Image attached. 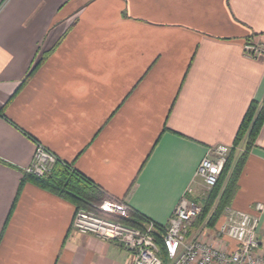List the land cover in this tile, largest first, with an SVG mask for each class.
<instances>
[{"label":"crops","instance_id":"crops-1","mask_svg":"<svg viewBox=\"0 0 264 264\" xmlns=\"http://www.w3.org/2000/svg\"><path fill=\"white\" fill-rule=\"evenodd\" d=\"M245 43L264 48V0H0V264H131L71 228L70 202L18 192L36 144L166 226L187 187L200 196L209 149L264 100V55ZM237 186L229 207L259 216L263 252L264 122Z\"/></svg>","mask_w":264,"mask_h":264},{"label":"built area","instance_id":"built-area-1","mask_svg":"<svg viewBox=\"0 0 264 264\" xmlns=\"http://www.w3.org/2000/svg\"><path fill=\"white\" fill-rule=\"evenodd\" d=\"M243 53L250 58L264 55L260 45L245 43ZM230 146L217 145L199 163L195 176L203 186L212 189L227 161ZM58 158L41 144H36L30 164L24 173L43 177L47 175ZM193 188L189 186L180 197L161 235L167 254V264H264V251L259 252L257 228L259 216L226 207L216 231L201 230L188 236V229L200 214V205L192 199ZM256 210L264 212V205L257 203ZM99 212L79 209L74 213L71 228L76 232L91 234L106 242H116L129 251L131 264H162L155 240V226L146 223L143 229L123 224L109 215L127 218L128 205L105 198ZM102 213V214H101ZM231 240L236 248L228 251L222 247Z\"/></svg>","mask_w":264,"mask_h":264},{"label":"trees","instance_id":"trees-1","mask_svg":"<svg viewBox=\"0 0 264 264\" xmlns=\"http://www.w3.org/2000/svg\"><path fill=\"white\" fill-rule=\"evenodd\" d=\"M38 64L39 62L36 66ZM34 68L28 72L22 83L29 78ZM263 122L264 100L261 102L252 100L240 121L232 142L233 147L242 145L243 151L238 154L235 153L234 148L231 150L215 186L205 198L201 199V201L196 200L201 207V212L189 227L188 235L192 234L194 230H197L199 226H204L207 229H211V231H216L220 225L222 212L231 204L238 190V177L242 171L248 152L255 145ZM26 182H30L36 187L70 202L74 206L75 212L79 209L99 212L98 207L106 198V193L100 186L74 168L70 163L60 159L56 161L51 171L43 177H37L23 172L18 192L21 186ZM121 202L125 203L123 201ZM128 210L127 218L115 215H109V217L128 226L143 229L146 223L149 222V219L129 206ZM154 226V235L159 248V256L162 260V264H167V254L161 238V235L165 231V226L157 224H154Z\"/></svg>","mask_w":264,"mask_h":264},{"label":"rangeland","instance_id":"rangeland-1","mask_svg":"<svg viewBox=\"0 0 264 264\" xmlns=\"http://www.w3.org/2000/svg\"><path fill=\"white\" fill-rule=\"evenodd\" d=\"M234 148V150H235V153H238V154H240V153H242V151H243V146L242 145H236V146H234L233 147V145L231 144V146H230V152H231V150ZM229 152V153H230ZM228 157H229V155H228ZM24 172V171H23ZM210 191H211V189H207V188H205L204 186L202 187V191H201V193H200V196L196 199L197 201H201V199L202 198H205L209 193H210ZM193 199V198H192ZM195 200V201H196ZM229 207V206H228ZM224 211V210H223ZM222 214H223V212H222ZM132 227V226H131ZM201 230H207V231H211V229H207L206 227H204V226H199V228H197V230H194L193 232H192V234H190V235H193V234H196V233H198V232H200ZM190 235H188V236H190Z\"/></svg>","mask_w":264,"mask_h":264}]
</instances>
